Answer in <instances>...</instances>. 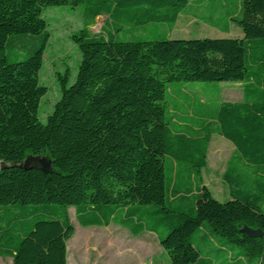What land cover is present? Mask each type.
Segmentation results:
<instances>
[{"label":"trees","instance_id":"obj_1","mask_svg":"<svg viewBox=\"0 0 264 264\" xmlns=\"http://www.w3.org/2000/svg\"><path fill=\"white\" fill-rule=\"evenodd\" d=\"M189 2L0 0V257L68 264L74 208L83 227L155 234L170 264H264V0H241L224 25L243 37L168 38ZM81 4L88 26L106 25L72 35L77 78L57 73L61 97L42 122L44 11ZM188 82L239 83L242 98L196 124L170 107L172 84ZM214 134L235 148L225 201L201 181ZM29 156L50 170L24 167Z\"/></svg>","mask_w":264,"mask_h":264},{"label":"rangeland","instance_id":"obj_2","mask_svg":"<svg viewBox=\"0 0 264 264\" xmlns=\"http://www.w3.org/2000/svg\"><path fill=\"white\" fill-rule=\"evenodd\" d=\"M241 0H190L188 9L178 19L172 29L162 30L168 38H240L242 29L234 23L228 31L225 24L231 22L230 16L240 10ZM48 22L50 40L44 55V64L40 71V83L48 87L42 98L39 118L46 122L53 112L55 103L61 97L57 73L68 71L70 84L78 74L81 52L72 35L88 27L92 33H100L106 25L107 16L101 15L94 25H87L84 5L51 6L44 11ZM122 39L124 37L121 36ZM170 107L185 115H193L189 120L199 121L197 116L206 112L208 116L221 101H239L242 98V86L235 82H188L173 83ZM194 100V102H193ZM204 102V103H201ZM197 124V122H196ZM232 142L221 135L214 134L209 144L207 163L202 170V183L215 198L225 201L230 198L229 189L224 181L228 162L234 154ZM1 165V164H0ZM169 169L167 170V172ZM169 174V172H168ZM75 227L74 235L68 240L69 264H164L168 256L157 237L150 232L133 236L130 231L117 224L109 227H83L75 218V210H69ZM0 264H13L11 258H0Z\"/></svg>","mask_w":264,"mask_h":264},{"label":"water","instance_id":"obj_3","mask_svg":"<svg viewBox=\"0 0 264 264\" xmlns=\"http://www.w3.org/2000/svg\"><path fill=\"white\" fill-rule=\"evenodd\" d=\"M52 166L50 158L40 157V156H29L25 162L24 167L27 168H39L45 172H48ZM2 166L0 165V169ZM242 233L246 234L249 237H262L263 233L261 230H255L249 227H244Z\"/></svg>","mask_w":264,"mask_h":264},{"label":"crops","instance_id":"obj_4","mask_svg":"<svg viewBox=\"0 0 264 264\" xmlns=\"http://www.w3.org/2000/svg\"><path fill=\"white\" fill-rule=\"evenodd\" d=\"M111 226V225H110ZM109 227V226H108ZM152 234V233H151ZM153 235H155V234H153ZM156 236V235H155ZM157 237V236H156ZM158 239V238H157ZM159 241V240H158ZM166 253V252H165ZM167 254V253H166ZM0 258H2V257H0ZM169 259V258H168ZM169 261V260H168ZM69 264V263H68ZM164 264H170V261L169 262H164Z\"/></svg>","mask_w":264,"mask_h":264}]
</instances>
